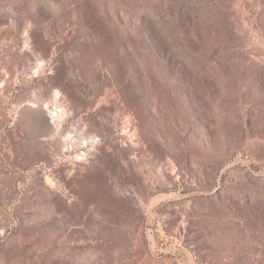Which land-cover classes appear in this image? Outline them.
I'll list each match as a JSON object with an SVG mask.
<instances>
[{
  "label": "rangeland",
  "instance_id": "obj_1",
  "mask_svg": "<svg viewBox=\"0 0 264 264\" xmlns=\"http://www.w3.org/2000/svg\"><path fill=\"white\" fill-rule=\"evenodd\" d=\"M155 1L0 0V264H264V0Z\"/></svg>",
  "mask_w": 264,
  "mask_h": 264
},
{
  "label": "trees",
  "instance_id": "obj_2",
  "mask_svg": "<svg viewBox=\"0 0 264 264\" xmlns=\"http://www.w3.org/2000/svg\"><path fill=\"white\" fill-rule=\"evenodd\" d=\"M109 2H113L119 5L118 11L122 12V16L127 18L128 22L133 23L136 21L140 24V35L142 38H147V44L150 47L155 48L158 46L159 48L166 49L169 45L170 40V29L175 28L174 26H180V22L177 20L173 23H176L172 27H167L164 25V16L167 15V11L172 10V6L169 5L167 9H163L159 2L155 0H108ZM184 8V3L179 4L178 14L181 15ZM174 10V9H173ZM112 10L110 11V15ZM161 14L159 18H157L158 14ZM111 22V21H110ZM172 23V24H173ZM131 25V24H130ZM169 28V29H168ZM132 26L129 29L125 28V37L123 38V46L127 48L134 46V37L132 35ZM144 41V40H143ZM144 41V43L146 44ZM157 47V48H158ZM169 48V47H168ZM181 48V47H178ZM183 62H188V58L184 57L182 59Z\"/></svg>",
  "mask_w": 264,
  "mask_h": 264
}]
</instances>
